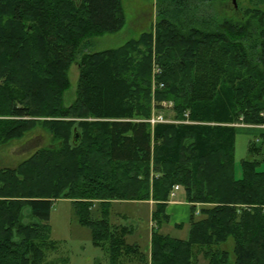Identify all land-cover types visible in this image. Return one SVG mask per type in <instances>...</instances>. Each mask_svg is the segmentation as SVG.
I'll return each instance as SVG.
<instances>
[{
    "label": "trees",
    "instance_id": "obj_1",
    "mask_svg": "<svg viewBox=\"0 0 264 264\" xmlns=\"http://www.w3.org/2000/svg\"><path fill=\"white\" fill-rule=\"evenodd\" d=\"M143 1L157 9L152 27L90 52L91 38L124 26L122 0H0V117L8 118L0 144L37 125L57 144L0 169V264L40 263L61 199L72 201L110 264H264V162L253 157L264 133L237 176L233 126L264 124V0H250L245 12L236 0ZM200 2L229 15L202 13ZM73 63L78 80L65 106ZM162 102L172 119L191 123L141 122L165 110ZM175 185L190 204L187 241L157 231ZM148 201L156 230L145 255L125 242L129 228L112 225L108 209ZM229 243L231 251L222 247Z\"/></svg>",
    "mask_w": 264,
    "mask_h": 264
},
{
    "label": "rangeland",
    "instance_id": "obj_2",
    "mask_svg": "<svg viewBox=\"0 0 264 264\" xmlns=\"http://www.w3.org/2000/svg\"><path fill=\"white\" fill-rule=\"evenodd\" d=\"M236 1L242 12L251 8L252 4L249 2L250 0ZM147 3L143 0H122V11L125 18L124 26L117 32L105 33L91 38L88 50L90 52H99L116 49L127 41L136 39L140 33L152 27L157 9L154 7L152 1L148 5H145ZM201 4L202 13L214 15L220 19L229 15L227 13L225 15L217 3ZM259 9H264V6L259 7ZM68 78L69 88L64 94L65 106L70 105L74 98L78 80V67L76 63H73L69 67ZM164 112L170 118L173 117L170 108H165ZM0 119L8 118L0 117ZM75 121V125H78L77 123L79 121ZM239 124L241 122L233 124V126L237 128ZM259 132V129H248L244 127H238L236 129L234 170L237 176H240L241 172L240 162L251 157V154H249L250 143H256V146L260 144L254 141V137L259 136ZM40 136L45 138L44 142L26 146L27 143L25 142L28 139L33 137L38 138ZM50 136L48 131H45L40 125H37L34 129L24 133L22 137L10 140L5 144H0V169H15L16 166L39 149L57 145ZM256 151L253 155L254 159L264 162V150ZM197 207L199 208L201 206L197 205ZM173 213L179 214L176 212ZM173 213H171L172 221H174ZM28 217L24 216V223L34 222ZM108 217L112 225L128 227L131 233L125 235V242L135 244L140 253L147 255V225L149 222V214L146 205L117 204L108 209ZM47 225L48 232L42 239L43 246L40 248L42 257L39 264H110V254L107 249L101 245H96L93 242L91 230L78 224L74 213V205L71 200L61 199L53 203ZM180 235H182V231ZM222 247L231 251L232 243L223 245ZM138 261L135 260L132 264H145L143 261Z\"/></svg>",
    "mask_w": 264,
    "mask_h": 264
},
{
    "label": "crops",
    "instance_id": "obj_3",
    "mask_svg": "<svg viewBox=\"0 0 264 264\" xmlns=\"http://www.w3.org/2000/svg\"><path fill=\"white\" fill-rule=\"evenodd\" d=\"M238 128V127H237ZM236 128V129H237ZM36 139L37 137H33L31 139H28L25 143L26 146H30L31 141ZM42 139V142L45 141V138L43 136H40ZM41 142V143H42ZM177 197V198H176ZM117 204H130V205H146L148 208V214H149V222H148V241H147V254H149L150 250V238H151V233L152 231L156 230V227L154 224H152L150 220L151 216V211L153 207V202L148 201V202H113L112 206L117 205ZM196 215L198 213V207L196 206ZM166 215L168 216V222L166 224H163L157 231L162 234V235H168L171 238L177 239V240H182V241H187L189 237V231H190V204L186 202L185 196H184V190L179 186V189L175 192L174 197H170L167 206H166ZM173 212L179 213V214H174ZM174 217V221L171 220L172 214ZM115 225V224H114ZM182 231V235H180V232ZM145 264H149V259H147V263L144 262Z\"/></svg>",
    "mask_w": 264,
    "mask_h": 264
},
{
    "label": "built area",
    "instance_id": "obj_4",
    "mask_svg": "<svg viewBox=\"0 0 264 264\" xmlns=\"http://www.w3.org/2000/svg\"><path fill=\"white\" fill-rule=\"evenodd\" d=\"M160 75V70L157 66L154 65L153 67V73H152V77H153V81L155 79L156 76ZM154 84V82H153ZM159 87L162 88L163 84H159ZM161 107H163V109L165 108H171V103L168 102H162L161 103ZM185 117H187V115H185ZM141 122H145L148 123L151 127H154L157 124H178V123H191L188 120L185 121H175L172 118H170L169 116L165 115L164 110H157V111H153L151 116L148 119L145 120H141ZM238 127H244V128H248V129H259L261 133H264V124H259V125H245V124H239ZM260 138L256 137L255 141L259 142ZM179 189L178 185H175L170 193V197H174L175 196V192Z\"/></svg>",
    "mask_w": 264,
    "mask_h": 264
},
{
    "label": "water",
    "instance_id": "obj_5",
    "mask_svg": "<svg viewBox=\"0 0 264 264\" xmlns=\"http://www.w3.org/2000/svg\"><path fill=\"white\" fill-rule=\"evenodd\" d=\"M76 1H78V0H76ZM232 3L236 7L235 0H232ZM78 139H79V134L76 132V130H73L72 142H75V140L77 141Z\"/></svg>",
    "mask_w": 264,
    "mask_h": 264
},
{
    "label": "flooded vegetation",
    "instance_id": "obj_6",
    "mask_svg": "<svg viewBox=\"0 0 264 264\" xmlns=\"http://www.w3.org/2000/svg\"><path fill=\"white\" fill-rule=\"evenodd\" d=\"M42 142V139L40 138V137H38V138H36V139H34V140H32L31 141V144H34V143H41Z\"/></svg>",
    "mask_w": 264,
    "mask_h": 264
}]
</instances>
